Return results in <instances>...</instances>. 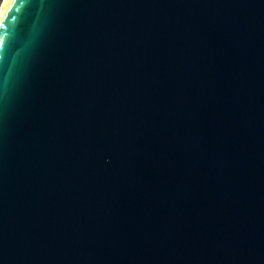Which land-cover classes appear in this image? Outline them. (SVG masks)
Masks as SVG:
<instances>
[{"label": "water", "instance_id": "water-1", "mask_svg": "<svg viewBox=\"0 0 264 264\" xmlns=\"http://www.w3.org/2000/svg\"><path fill=\"white\" fill-rule=\"evenodd\" d=\"M0 264H264V0H1Z\"/></svg>", "mask_w": 264, "mask_h": 264}, {"label": "rangeland", "instance_id": "rangeland-1", "mask_svg": "<svg viewBox=\"0 0 264 264\" xmlns=\"http://www.w3.org/2000/svg\"><path fill=\"white\" fill-rule=\"evenodd\" d=\"M0 3H1V1H0Z\"/></svg>", "mask_w": 264, "mask_h": 264}, {"label": "trees", "instance_id": "trees-1", "mask_svg": "<svg viewBox=\"0 0 264 264\" xmlns=\"http://www.w3.org/2000/svg\"><path fill=\"white\" fill-rule=\"evenodd\" d=\"M1 1V0H0Z\"/></svg>", "mask_w": 264, "mask_h": 264}]
</instances>
